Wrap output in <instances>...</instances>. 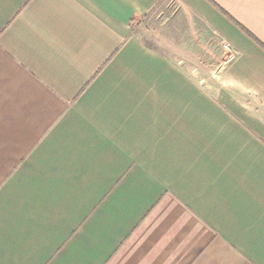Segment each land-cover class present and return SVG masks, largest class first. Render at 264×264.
Returning a JSON list of instances; mask_svg holds the SVG:
<instances>
[{
    "label": "crops",
    "instance_id": "0c3cea01",
    "mask_svg": "<svg viewBox=\"0 0 264 264\" xmlns=\"http://www.w3.org/2000/svg\"><path fill=\"white\" fill-rule=\"evenodd\" d=\"M0 264H264V0H0Z\"/></svg>",
    "mask_w": 264,
    "mask_h": 264
},
{
    "label": "rangeland",
    "instance_id": "374dc122",
    "mask_svg": "<svg viewBox=\"0 0 264 264\" xmlns=\"http://www.w3.org/2000/svg\"><path fill=\"white\" fill-rule=\"evenodd\" d=\"M162 9L163 8H160V9H157V11H155L153 14H151V16L149 17V19H151V24H160V21H163V20H165L166 18H168L169 16H170V9H168V10H164V11H162ZM163 13L162 14V17L161 18H159V17H157L158 15H160V13ZM154 19H157L158 21L157 22H155V20ZM226 47H229V50H227L226 49ZM225 49H226V51L228 52V53H231L232 52V49H231V47L229 46V45H226L225 46ZM218 54V53H217ZM226 54V53H225ZM226 59H228V56L227 57H225Z\"/></svg>",
    "mask_w": 264,
    "mask_h": 264
},
{
    "label": "built area",
    "instance_id": "2783aa9c",
    "mask_svg": "<svg viewBox=\"0 0 264 264\" xmlns=\"http://www.w3.org/2000/svg\"><path fill=\"white\" fill-rule=\"evenodd\" d=\"M227 50H229V47H226Z\"/></svg>",
    "mask_w": 264,
    "mask_h": 264
}]
</instances>
